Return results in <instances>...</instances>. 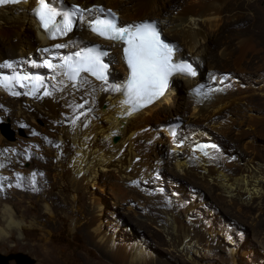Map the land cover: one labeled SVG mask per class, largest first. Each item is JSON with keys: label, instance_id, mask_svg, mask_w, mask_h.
Instances as JSON below:
<instances>
[{"label": "bare ground", "instance_id": "1", "mask_svg": "<svg viewBox=\"0 0 264 264\" xmlns=\"http://www.w3.org/2000/svg\"><path fill=\"white\" fill-rule=\"evenodd\" d=\"M65 1L79 3L85 11L82 13L81 19L75 22L72 31L58 40L47 39L42 30L36 28L31 15V9L36 0H22L19 4L0 6V65H4L0 67V78H8L9 80L7 88L0 87V126L2 122H9L13 128H23L26 133V136H19L16 133L14 143L5 142L0 133V243L12 238L13 232L21 230L26 223L25 214H19L13 207L12 202L8 201L11 197L6 191V186H9L7 184L9 183L7 182L8 162L15 155L13 147L24 144L25 148L35 150L39 156H42L45 151L50 153L54 165L53 177L55 180L63 179L67 170L70 169L73 172V184L76 189L84 180L91 179L93 184H96L97 179L104 178L105 187L108 188L115 211L121 204H125L131 212L138 208L143 223L157 227L161 232L160 235L164 233L165 237H162V235H156L155 237L154 245L158 249L155 254L147 252L148 245L142 246L139 242L131 247L121 242L114 244V236L110 235L109 238L106 236V231H104L102 225L103 220L92 214V217L85 222V229L90 233L94 242L106 254H109L116 264H183L175 254L176 252L183 254L190 251L198 255L201 249H204L205 253L210 250L205 246L209 244L207 234H204L206 232L204 231L205 226L203 230H200L198 224L196 225L190 220H187V225L183 224L182 220L170 208L163 206L159 196L151 195L153 192L151 194L145 192L147 193L146 203H142V195L139 194H141L140 192L143 194L144 190L138 189L137 183L138 180L142 182L148 180L147 177L151 175L152 165L154 166V164L149 153L158 155L159 152L168 154L174 160L176 171L174 176H178L177 178H180V176L191 178L201 183L205 187L204 189L209 190V192L215 190L217 199L228 204L229 207L226 210L229 217L232 216L231 210H235L238 218H248L250 225L254 227L255 241L261 245L262 255L264 256V160H259L258 156V159L256 158L255 154L257 152L251 140L246 141L244 145L245 148L249 149L248 152H251L247 162L232 175L226 173L223 170L224 168L222 169V166L219 165L221 162L218 160L219 155H209L212 160L213 157L218 160L217 163H213L212 160L209 162L204 156L197 157L203 151L192 148V141L185 143L184 148H181V145L177 146V137L179 133L183 132L181 129L183 123L178 120H170L174 116H183L188 113L189 115L184 119V127L189 135H194L197 126L202 124L196 122V119L212 121L223 116L220 110L229 104L228 101L233 98L235 89L231 90L232 93L228 92L224 88L227 85L223 86L219 79L220 76H218L216 82H211V84L218 85L219 88L209 85L208 88H201L200 94L197 95L194 90L198 82H203L204 78L201 77L200 69L197 68L201 66L199 61L197 67L194 64L198 72L197 76L194 78L178 76L177 74L171 76L168 88L163 96L156 99L152 104L133 111L131 105L124 103L122 89L114 90V88L125 85L129 74L123 56L124 45L98 39L96 34L91 31L90 24L94 22L93 19L96 17L95 6L99 5L102 8H111L118 18L127 20L122 23L119 19L120 26L137 24L140 22L139 20H143L145 17L133 15V6L146 7V0ZM158 1H160L161 7L156 5ZM178 1H185L186 3L176 18L177 22L170 17H163L169 12L168 7L176 6ZM221 1L223 0H150L151 3L147 6L156 3L153 5V10H159L163 16L152 18L159 20L160 26L168 36L178 37L191 53L196 54L199 53L201 48L197 45V41H203L205 47L211 40L210 36L206 35L205 29L218 27L222 23L221 15L227 8L225 9L224 4H220ZM257 1L232 0L231 6L240 2L237 5L238 7L245 6L252 12L255 8H258ZM155 22L161 37H164L158 21L155 20ZM262 30L264 33V25ZM94 42H97L107 52V55L103 58L104 63L108 64L107 82L97 80L87 73H81V77L75 80L69 79L66 74L68 70L60 67V65L63 64L65 58H75L77 53L83 54L84 49ZM167 43L175 48L174 62L187 60L186 58H180L181 50L177 45H174L172 41H167ZM56 44L63 46L55 48ZM45 48L49 51H42ZM205 54L210 58L208 60L211 61V53L207 50ZM204 57L201 58L204 59ZM196 60H199L198 57ZM47 61L57 67L54 69L47 67ZM203 62L205 63V59ZM7 64H11L12 67H6ZM112 67L116 69V72ZM211 69L214 70L215 68ZM22 76L39 77L40 83H36L33 87L34 80L21 81L17 79ZM231 78L228 77L227 79L231 80ZM182 86H185L192 93L191 96L193 95L188 108L180 101L181 95L178 91L183 88ZM171 94L173 95L171 96ZM232 108H235V106ZM166 120V126L171 121L180 122L176 128L177 133L173 138L165 133L166 127L165 132L160 129ZM227 120L230 121L229 117ZM38 121L41 124H37ZM224 121L226 123V120ZM250 121L252 120L250 119ZM242 123L238 122V124ZM222 124L225 125L224 122ZM156 126H159L160 133L168 137L167 140H162V143L168 146L167 150H163L164 146L157 150L152 144H146L142 133L143 128ZM252 127L254 126L252 125ZM221 128L219 134L223 133L222 125ZM200 133L197 132L199 135ZM114 135L120 136L121 141L118 144L113 143V145H110L112 143L111 138ZM238 135L240 134L238 133ZM113 141L116 142L117 139ZM208 143H206V146ZM185 149H189L190 154L185 155ZM211 150L214 151V149ZM211 150H206V152L211 153ZM168 152H171V154ZM155 160L157 165H160L161 162L157 156ZM46 197L45 195L40 196V200L44 201ZM152 199H154L153 202H148ZM98 200L100 202L98 208L100 216H103L101 213L102 208L107 203L105 200ZM90 201L93 202V200ZM45 203L43 208L50 213L51 209ZM151 206L156 209L150 210L149 207ZM155 211H157V216L152 214ZM137 224L140 231L145 228V225L138 222ZM31 225H35L40 229L43 234L39 240L43 241V238H45L43 227L35 221L31 222ZM237 225H241L239 219H237ZM126 230L130 229L126 228ZM222 234H224L225 241L231 244L232 240L229 233L224 232ZM37 246L44 250L43 245ZM226 251L232 258L237 250L228 246ZM14 260H17L16 257H14ZM17 264H19V260Z\"/></svg>", "mask_w": 264, "mask_h": 264}, {"label": "rangeland", "instance_id": "2", "mask_svg": "<svg viewBox=\"0 0 264 264\" xmlns=\"http://www.w3.org/2000/svg\"><path fill=\"white\" fill-rule=\"evenodd\" d=\"M231 2L232 0L221 1L220 4H224L223 6H225V9L227 8L222 12V23L218 27L205 29L206 35L210 36L211 40L205 47L203 41H197V45L201 46V48L199 53L196 54L191 53L188 48L181 43L178 37L168 36L165 30L160 26L159 20L152 18L163 16L159 10H153V5L156 3L147 6L151 2L150 0H146V7L138 5L133 6L132 14L145 17L143 19L157 20L164 37L172 41V43L177 45L181 50L179 55L180 58L191 60L192 64L194 63L196 67L200 61L201 64L199 65L201 66L197 68L200 69L201 77H204L203 81L209 83L205 84L202 88H208L209 85L215 86L211 84V81L208 82L211 75L216 74L217 79L220 75L232 74L231 76H227V78L232 77V84L224 88L228 92H231L233 88L235 90L233 91V98L228 101L229 104L226 106L228 109L224 107L220 110L224 117L221 116L212 121L196 119V122L202 124H199L197 126L198 128L196 127L197 130L194 135H189V132L186 131L184 127V119L189 115L188 113L183 116H174L170 120H178L183 123L181 127L183 132L181 134H186V137H184L185 142L181 145V148H184L189 141H192L193 144L196 139L211 142H207L208 147L206 145H201V147H203L201 150L206 152V150L214 149V151L211 150V153H203L201 151L203 154L201 153V155L197 157L204 156L210 162L212 159L209 155H219L218 160L222 162L219 164L222 166L221 168H224L223 170L226 173L233 175L235 171L244 166L250 156L249 154L251 152H248L249 149L244 147L248 140H251L253 147L256 149V158L258 156L259 160H264V33L262 30L264 25V0H258V8H255L256 11L253 10L252 12L245 6L238 7L237 5L240 4V2L235 3L234 6H231ZM185 3V1H178L176 6L168 7L169 12L163 17H170L176 21ZM156 5L161 7L160 1H158ZM118 19H120L122 23L127 21L126 19ZM207 50L211 53V61L208 60L210 58L205 54ZM202 56H205V63L203 62L204 59L201 58ZM197 57L199 60H196ZM110 63L112 64L111 61ZM112 68L116 72V69L114 67ZM211 68L215 69L212 70ZM233 78L238 79V81L233 83ZM222 85L224 86L226 84ZM178 93L181 95L180 101L188 108L192 101V93L189 92L185 86L180 88ZM172 95L173 94H171V96ZM234 106L235 108H232ZM228 117L230 121L227 120ZM231 119L233 122H231ZM250 119L252 121H250ZM224 120H226L228 124H226ZM223 122L225 125L222 124ZM238 122L243 123L238 124ZM37 124H41V122L38 121ZM166 124L167 120L163 122V126L160 128L164 132ZM221 125L223 127V133L229 136L223 133L219 134V131L222 130V128L220 129ZM160 129L159 126L153 128L145 127L142 133L146 144H152L157 150L160 149L161 146H164L165 148L163 150H167L168 146L163 144L162 140H167L168 137L160 133ZM197 132H201L200 135L197 134ZM0 133L3 140L9 143H14L16 141V133H18L19 136H26L23 128H13L9 122L1 123ZM238 133L240 135H238ZM191 135L195 137L192 139ZM113 137H116V142L112 140ZM113 137L111 138L112 143H110V145H113V143L118 144L121 141L120 136L114 135ZM19 145L13 147L15 155L13 159L11 157V160L8 162L9 170L7 169V172H9L7 174V182L9 183L7 184H9L10 187L7 185V189L5 186L4 188L9 197H11L8 201H10V203L12 202L13 207L19 214H25L26 223L21 230L13 232L12 238L0 243V255L8 258L6 260L7 264H16L14 255L17 254L26 257V261L22 259L23 261L19 262V264H116L113 262L111 256L106 254L105 251L94 242L90 233L85 229V222L88 218L90 219L92 217V214H95V216L97 215V217L103 220L102 225L104 231H106V236L108 238L110 235L114 236V244H119V242H121L131 247L139 242L142 246L145 244L148 245L147 252L157 253L158 249L156 245H154V240L156 235L159 236V233H161L159 229L151 224L143 223V220L140 219L141 213L138 208L132 211L135 213L134 214L127 209L125 204H121L115 211L113 203H111L113 201L110 199L108 188L105 187L104 178L97 179L96 184H93L91 179H87V181L84 180L81 182L82 186L80 185L76 189L73 184V172L70 169L67 170L66 176H64L63 179H54V165L49 152L45 151L42 157L39 156L35 150L25 148L24 144ZM192 148L194 147L192 146ZM168 153L171 154V152ZM184 153L185 155H188V153L190 154L189 149H185ZM149 154L154 164V166L152 165L151 175L147 177L148 180L144 182L138 180L137 183V188L144 190L143 194L142 192L139 194L142 195V203H146V194H151L153 192L151 195L154 194L153 196H159L163 206L170 208L173 213L182 220L183 224L187 225V220H190L196 225L198 224L197 226L200 230H203L205 226L204 231L206 232H204V234H207L206 236L209 239V244L205 245L207 249H210L207 253L204 252V249L199 250L200 253L198 255L190 251L189 253L185 252L183 254L176 252L175 254L178 256L181 263L264 264L261 245L255 241L253 233L254 227L250 225L251 223L248 218H238L235 210H231L232 216L229 217L226 210L227 207H229L228 204L217 199L215 190L212 189L213 191L209 192V190L204 189L205 187L201 185V183L191 178H186L184 176L177 178L178 176H174V172H176L174 160L170 158L168 154L166 155V153L164 154L161 152H159L158 155ZM156 156L160 159V165H157L155 160ZM215 160L216 157H213L211 162L217 163L218 160ZM227 167H230V169ZM17 181H19V183H17ZM8 188L13 192L11 190L9 191ZM43 195L47 196L44 201L40 200V196ZM98 199H101V201L105 200L107 203V205L105 204L102 208L101 213L103 216H100V211L98 209L100 202ZM90 200H93V202ZM153 201L154 199L148 202L151 203ZM44 203L50 207V213L46 212L43 208ZM153 207L154 206H151L149 209H156ZM152 214L157 216V211ZM237 219L240 220L241 225H237ZM34 221L38 222L45 231V238H43V241L39 240L43 233L35 225H31V222L33 223ZM137 222L145 225L142 231L138 229ZM124 227L130 230H126ZM224 232L229 233V237L232 240L231 244L225 241L224 234H222ZM163 234H161L162 237H165ZM37 245H43L44 250L40 249ZM228 246L237 250L232 258L226 251V247Z\"/></svg>", "mask_w": 264, "mask_h": 264}, {"label": "snow or ice", "instance_id": "3", "mask_svg": "<svg viewBox=\"0 0 264 264\" xmlns=\"http://www.w3.org/2000/svg\"><path fill=\"white\" fill-rule=\"evenodd\" d=\"M22 0H0V6L14 5L21 3ZM39 6L35 10V15L40 26L48 33L50 39H56L57 34L66 35L72 31L74 24L71 15L58 13L50 6L49 0H38ZM77 11H85L77 8ZM61 17L57 20V17ZM91 31L106 40L121 43L123 47L124 61L128 69V77L125 85L114 90H123L126 95L125 104L131 105L133 111L142 109L152 104L156 99L164 95L168 88L169 78L174 73H185L195 75V71L188 64L174 63L173 57L175 48L170 43L161 38L160 32L154 23L147 21L139 24L119 26L116 19L97 18L90 24ZM63 45L56 44L55 48ZM42 51H49L45 48ZM107 55L90 49L86 53H77L76 57L65 58L60 67L66 68L69 79L81 77V73H87L97 80L107 82L108 64L104 63L102 57ZM47 67L55 68L50 61L46 62ZM4 65H0L3 67ZM6 67L11 68V64ZM18 80H34L40 83L39 77L22 76ZM8 78H0V87L7 88ZM23 86V85H21ZM203 87V86H201ZM200 94V88L194 90ZM47 94V93H45Z\"/></svg>", "mask_w": 264, "mask_h": 264}, {"label": "water", "instance_id": "4", "mask_svg": "<svg viewBox=\"0 0 264 264\" xmlns=\"http://www.w3.org/2000/svg\"><path fill=\"white\" fill-rule=\"evenodd\" d=\"M162 39H164L165 40V42H167V41H169L168 39H166L165 37H162ZM116 139V137H113L112 138V140H115ZM14 257H16V259L17 260H15V263L17 264L18 263V260H19V262H22L23 260H25L26 261V257H24V256H22V255H20V254H17V255H14ZM25 258V259H24ZM8 258L6 257V256H2V255H0V264H7L6 263V260H7ZM23 259V260H22Z\"/></svg>", "mask_w": 264, "mask_h": 264}, {"label": "clouds", "instance_id": "5", "mask_svg": "<svg viewBox=\"0 0 264 264\" xmlns=\"http://www.w3.org/2000/svg\"><path fill=\"white\" fill-rule=\"evenodd\" d=\"M237 81H238V79H237Z\"/></svg>", "mask_w": 264, "mask_h": 264}]
</instances>
